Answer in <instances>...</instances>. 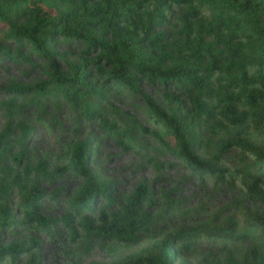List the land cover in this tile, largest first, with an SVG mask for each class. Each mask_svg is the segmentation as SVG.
Listing matches in <instances>:
<instances>
[{
  "label": "trees",
  "instance_id": "16d2710c",
  "mask_svg": "<svg viewBox=\"0 0 264 264\" xmlns=\"http://www.w3.org/2000/svg\"><path fill=\"white\" fill-rule=\"evenodd\" d=\"M172 7L177 11L172 13ZM0 22L8 25L11 38L28 45V52L43 55L48 67L44 79L10 85L14 94L30 88L27 101L54 97L105 121L89 108V98L104 100L111 86L134 90L159 125L151 133L160 141L170 138L164 148L187 166L190 175L236 183L242 198L250 201V206H242L240 223L226 218L221 226L159 232L145 245L99 264H264V243L254 235L264 225V143L246 138L245 130L251 123L264 125V0H0ZM70 42L78 43L75 58L57 48ZM0 50L8 52L4 46ZM16 56L27 55L15 52ZM142 81L162 85L161 102L139 90ZM13 99L9 95L0 103L6 115L26 105L20 102L15 107ZM204 124L214 128V134L219 131L211 141L215 154L197 149ZM13 127L7 123L0 129L4 164L0 165V230L14 222L7 206L12 187L22 201L21 222L33 226L45 222L42 191L35 184L26 186L27 177L42 170L51 177L67 169L83 180L69 201L83 228L105 241H134L146 231L154 216L145 208L144 182L107 210L114 200L112 185L100 182L87 167L85 139L69 147L66 165L48 166L42 158L33 169L24 163L23 172L6 168L17 165L24 153L22 142L29 136L21 118L15 122L17 136ZM11 144H17L15 152L9 149ZM230 147L240 156L235 168L223 166L217 155ZM96 194L106 202L91 219L87 214ZM203 236L227 243L232 250L224 257L208 250L191 258L193 244ZM246 239L251 242L238 247ZM23 249L18 242L0 241V264L13 261Z\"/></svg>",
  "mask_w": 264,
  "mask_h": 264
},
{
  "label": "rangeland",
  "instance_id": "374dc122",
  "mask_svg": "<svg viewBox=\"0 0 264 264\" xmlns=\"http://www.w3.org/2000/svg\"><path fill=\"white\" fill-rule=\"evenodd\" d=\"M175 7L171 8L172 13L177 11ZM0 46L8 51L0 50V103L3 104L12 95L15 107L20 102L26 104L9 115L0 106V129L9 123L14 126L12 134L17 136L15 122L20 118L29 127V136L22 142L24 153L17 165L11 163L6 168L23 172L21 166L24 163L33 169L42 158L47 159L48 166L66 165L69 147L77 140L85 139L88 143L87 167L93 170L100 182L112 185L114 200L107 210L119 205L122 197L141 181L148 190L145 208L154 216L146 231L138 233L134 241L102 240L78 224V216L70 209L69 201L83 181L79 175L67 169L51 177L43 175L47 170L33 172L27 177L26 186L35 184L41 189L40 209L47 220L36 226L21 222L22 201L19 202L15 188H11L7 206L14 222L0 230V241L18 242L24 249L16 259H6L4 264H99L145 245L159 232L178 227L202 229L221 226L226 218L238 219L240 223L242 206H250V201L242 198L239 186L190 175L187 166L164 148L166 143H170V138L164 137V141H160L151 133L152 129L159 130V125L154 124L137 92L108 85L104 100L91 96L89 108L96 109L105 121L93 116L95 112L87 116L81 111L82 107H73L54 97L27 101L30 88L14 94L9 87L14 83L30 84L36 79H44L45 71H48L46 58L28 52L26 43L11 38L8 25L4 22H0ZM57 48H65L70 58H75L78 43L70 42L66 46L57 44ZM15 52L27 56L24 59L13 57ZM161 86L159 83L142 81L139 90L154 101L161 102ZM113 122L115 127L110 126ZM245 130L246 138L264 143V125L258 127L251 123L246 125ZM215 132L219 131L215 129ZM215 134L214 128L209 129L204 124L199 130L197 149L206 155L215 154L211 147ZM9 149L15 152L17 144H11ZM217 155L227 168H235L241 162L234 147ZM5 162H8V158H5ZM105 202L103 195L96 194L88 217L93 219L98 207ZM173 208L176 210L173 211ZM254 235L264 243V225ZM250 242V239H246L238 247ZM231 248L227 243L211 242L203 236L195 241L189 255L197 258L208 250H215L220 257H224Z\"/></svg>",
  "mask_w": 264,
  "mask_h": 264
}]
</instances>
